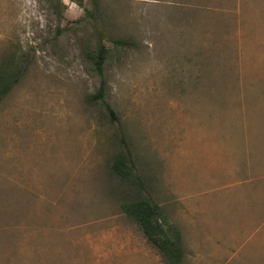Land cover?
<instances>
[{"label": "rangeland", "instance_id": "1", "mask_svg": "<svg viewBox=\"0 0 264 264\" xmlns=\"http://www.w3.org/2000/svg\"><path fill=\"white\" fill-rule=\"evenodd\" d=\"M61 2L0 0V60L29 65L0 101V264H170L122 208L136 192L183 264H264V0H101L102 22Z\"/></svg>", "mask_w": 264, "mask_h": 264}, {"label": "trees", "instance_id": "2", "mask_svg": "<svg viewBox=\"0 0 264 264\" xmlns=\"http://www.w3.org/2000/svg\"><path fill=\"white\" fill-rule=\"evenodd\" d=\"M61 1L62 0H58L59 3H62ZM73 1L85 9L86 16L92 17L95 22H102V19L99 17V15H101V0H92L91 8L84 5V0ZM59 5L55 4L54 6L56 13L60 11V9L57 11ZM93 41L90 40L87 57L91 62L92 71L100 79V86L96 91V94L91 97L99 100L102 99L104 101L106 70L113 56V47L106 45L104 38L100 33L96 34ZM127 43L126 40H113V46L116 49ZM28 67V56L20 48L12 49L1 58L0 101L12 91L16 84L19 83L26 74ZM105 104L112 119H118L111 104L108 102H105ZM110 166L122 179L137 182L133 172L132 160L126 152H121L116 155L112 159ZM122 208L140 226L148 241L160 251L170 264H183L185 248L183 246L179 228L169 221L158 203L152 198L145 197L136 192L133 196H130L122 203Z\"/></svg>", "mask_w": 264, "mask_h": 264}]
</instances>
